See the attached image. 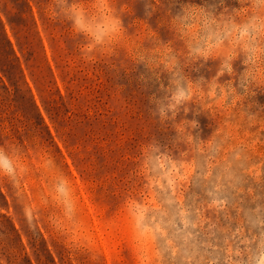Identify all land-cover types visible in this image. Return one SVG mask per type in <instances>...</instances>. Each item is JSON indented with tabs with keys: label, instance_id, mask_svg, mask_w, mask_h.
<instances>
[{
	"label": "rangeland",
	"instance_id": "374dc122",
	"mask_svg": "<svg viewBox=\"0 0 264 264\" xmlns=\"http://www.w3.org/2000/svg\"><path fill=\"white\" fill-rule=\"evenodd\" d=\"M107 2L120 33L86 58L55 0H0V150L16 168L0 175V264H260L264 58L242 66L236 32L250 0ZM178 85L193 94L170 111Z\"/></svg>",
	"mask_w": 264,
	"mask_h": 264
},
{
	"label": "clouds",
	"instance_id": "9594fccd",
	"mask_svg": "<svg viewBox=\"0 0 264 264\" xmlns=\"http://www.w3.org/2000/svg\"><path fill=\"white\" fill-rule=\"evenodd\" d=\"M93 8L95 11L90 14L73 0H55V4L52 7L53 17L65 18L74 32L85 38L81 52L86 58H91V54L98 48L104 50L106 45L110 44L118 36L122 27V22L113 15L107 0H95ZM250 8L252 12L247 21L242 28L236 30L237 35L244 41L243 51L247 53L246 61L241 62L242 66L245 62L254 65L261 58H264V46H258L257 44V41H264V0H250ZM228 36L229 33L225 32L222 38H217L215 45L209 44L204 48L195 49L193 56L206 60L212 55L214 49H218L221 43L228 39ZM230 61L231 57L229 56L221 64V74L233 70ZM191 87V85H188L187 89H181L179 85L177 86L176 92L171 96L168 106L170 111L191 99L193 94ZM209 87L211 89L208 92L209 96L219 88L223 98L224 89L220 87L217 80H212ZM161 115H163V112H161ZM15 172L16 168L12 159L3 150H0V175L13 177ZM56 191L58 196L65 200L66 213L70 215L72 206L70 201L66 199L68 194L64 182L57 185ZM26 215L30 216V210L26 209ZM260 264H264V257L261 258Z\"/></svg>",
	"mask_w": 264,
	"mask_h": 264
}]
</instances>
